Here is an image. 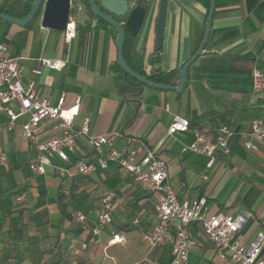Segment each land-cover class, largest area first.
I'll return each instance as SVG.
<instances>
[{"label": "crops", "instance_id": "crops-1", "mask_svg": "<svg viewBox=\"0 0 264 264\" xmlns=\"http://www.w3.org/2000/svg\"><path fill=\"white\" fill-rule=\"evenodd\" d=\"M12 1L0 0V12L25 18L33 0H20L19 6L10 7ZM129 1L132 6L147 4L145 0ZM211 2L168 0L160 53L164 71L181 69L197 52ZM159 3L160 0H153L149 5V16L134 40L136 49L144 52L147 66L155 50ZM90 16L92 20L86 27L72 18L75 36L69 40L65 33L44 28L41 17L27 26L0 20V42L7 47V56L18 60L23 85L35 82L40 98L52 105L65 96V107L70 108L79 97L75 130L89 120L90 133L112 136L116 150L122 151L129 145L137 149L136 164L141 163L145 147L156 150L168 164L169 181L181 201L206 199L209 215L252 211L254 218L237 235L240 242L250 244L259 232H264V140H254L258 147L255 151L245 147L252 122L242 123L239 130L235 128L229 154H218L211 169L206 168V156L182 151L183 146L194 141L197 127L173 136L167 130L176 115L191 121L206 110L264 109V88L256 90L253 85L254 70L264 73V0H216L211 32L202 54L188 69L187 88L178 94L145 86L141 114L127 128L125 122L135 107L122 94L127 81L118 64V34L93 13ZM44 59L65 61L66 66L61 70L44 67L38 75L36 64ZM13 108L18 110V104ZM28 119V115L21 117L14 129L8 131L9 118L0 113V146L9 159V169H0V225L11 224L16 241L25 243L39 238L46 250L61 239L68 252L84 258V264H134L146 258L168 264V248L151 251L143 241V234L156 221V194L137 184L117 163L108 162L106 170L98 167L88 176L63 180L55 167L67 164L54 158L55 167L49 166L46 174H34L37 178L30 179L26 169H30L37 151L22 135L21 125ZM114 133L118 135L113 136ZM110 149L108 146L91 149L80 138L75 151L70 153L69 164L78 159L97 162L98 158H106ZM203 174H207V179ZM41 187L49 191L44 195ZM61 191L68 211L72 215L86 213L92 224L95 221L92 210L101 196L106 192L114 194V220L101 232L98 245L87 251L68 250L69 244L80 238V228L75 221L61 222L57 202ZM22 194L26 199L16 201ZM113 232L123 234L126 242L109 245ZM189 232L196 246L190 251L188 264H234L218 257L200 223H192Z\"/></svg>", "mask_w": 264, "mask_h": 264}, {"label": "built area", "instance_id": "built-area-1", "mask_svg": "<svg viewBox=\"0 0 264 264\" xmlns=\"http://www.w3.org/2000/svg\"><path fill=\"white\" fill-rule=\"evenodd\" d=\"M149 6L153 0H145ZM75 23L71 21L65 32L69 40L75 36ZM66 66L61 60H40L36 64L35 73L41 74L44 67L61 70ZM253 85L256 90L264 88V73L253 72ZM81 99L77 97L75 105L66 108V98L62 96L57 105L41 99L35 82L27 87L23 85L22 70L16 58L7 56V47L0 42V113L9 118L6 129L12 130L18 120L28 115L29 119L21 125L23 137L36 149L37 156L30 164V169L36 175L46 174L47 167L54 166L57 158L67 166L57 165L59 176L63 180H71L78 176H88L99 167L108 168V162L117 163L120 168L131 174L133 180L142 187L156 194V221L153 227L143 234L144 243L151 251L158 248H168L170 260L168 264H188L190 251L196 246V241L190 236L189 227L198 222L207 239L214 245L218 257L230 260L234 264H264V232H259L248 245L237 239L239 231L254 218L249 210H238L231 214L209 215L207 201H181L176 190L169 181L167 162L154 149L145 147L140 164H136L138 150L130 145L122 151L113 147L112 136L92 135L89 130V120H85L80 130H75L74 120L79 113ZM18 110H14V104ZM190 130V120L180 115L174 116L167 134L173 136L179 132ZM236 134L234 127L220 124L214 128H196L194 141L185 145L182 151L204 155L208 161L207 169L216 163L218 154L227 155L230 152V141ZM118 135L114 133L113 136ZM249 140L245 142L248 150H257L254 140H264V120L251 123ZM83 138L91 149L110 147L106 158H98L97 162L84 159L69 164L70 153L74 152L78 141ZM0 169H9L7 152L0 146ZM207 179V174H203ZM26 199L24 194L16 201ZM114 194L106 192L92 210L95 221L92 224L89 216L76 212L74 221L80 228V238L72 241L69 251H87L90 246L99 244L101 232L113 223ZM126 238L120 232H113L109 245L124 244ZM134 264H158L151 259H142Z\"/></svg>", "mask_w": 264, "mask_h": 264}, {"label": "trees", "instance_id": "trees-1", "mask_svg": "<svg viewBox=\"0 0 264 264\" xmlns=\"http://www.w3.org/2000/svg\"><path fill=\"white\" fill-rule=\"evenodd\" d=\"M21 4L20 0H13L10 7H16ZM145 7H149L147 4H142ZM30 12V9L26 12V15ZM79 9L74 7L72 12V18L78 19ZM40 13L36 16L39 19ZM102 24H106L103 20L98 19ZM108 25V24H106ZM135 38L129 34L126 35L123 55L128 66L139 75L147 78L148 80L158 83L176 87L179 82V72L181 69L172 71H164L162 67V57L160 52L154 51L153 60L149 62L148 66L144 61L142 50L136 49L134 45ZM127 86L122 89L124 99L133 104L135 109L132 116L125 122L127 128L135 119L141 114V105L143 100V88L144 84L137 79L125 75ZM188 83L186 82L185 89ZM264 113L263 108H243L237 110H224V111H208L204 114L190 121V129L198 128L203 129L205 127L214 128L220 124H227L237 130L241 129V124L244 122H253L255 120L262 119ZM125 129V128H124ZM79 181V180H78ZM77 182V181H76ZM64 194L59 192L57 196V202L61 211V222H72L74 217L70 211H68L64 204ZM252 212V211H251ZM254 214V213H253ZM22 245V251L24 260L30 264H84L85 260L77 253H70L66 250L64 242L58 239L50 250H46L42 247L41 240L39 238H32L25 241L14 239V228L11 224L4 222L0 225V264H14L16 258V248Z\"/></svg>", "mask_w": 264, "mask_h": 264}, {"label": "water", "instance_id": "water-1", "mask_svg": "<svg viewBox=\"0 0 264 264\" xmlns=\"http://www.w3.org/2000/svg\"><path fill=\"white\" fill-rule=\"evenodd\" d=\"M216 0H212L208 15V21L202 43L197 52L184 64L179 72V82L176 87L158 84L134 72L126 63L123 51L126 35L137 38L149 16V10L142 4L132 6L129 0H33L30 12L23 19H17L7 13L0 12V20L27 26L33 22L40 13L41 23L44 28L56 32L65 33L68 24L72 21L74 7H78L77 23L81 27H86L91 22L90 16L93 13L98 19L117 31L118 64L125 75H129L145 86L158 90H173L178 94L185 89L188 69L195 60L202 54L212 28L213 13ZM168 12V0H160L156 24H155V50L160 52L163 47L164 33ZM144 55V52H142ZM153 56L150 61L153 60Z\"/></svg>", "mask_w": 264, "mask_h": 264}, {"label": "rangeland", "instance_id": "rangeland-1", "mask_svg": "<svg viewBox=\"0 0 264 264\" xmlns=\"http://www.w3.org/2000/svg\"><path fill=\"white\" fill-rule=\"evenodd\" d=\"M26 171L28 172V176L30 177V179L37 178V176H35L34 173L32 171H30V169H28V170L26 169ZM41 179L42 178H38L37 180H41ZM39 189H40V192L44 195H45L46 191H49L47 187H41ZM14 264H30L24 260L21 244H19V246L16 248V258H15Z\"/></svg>", "mask_w": 264, "mask_h": 264}]
</instances>
